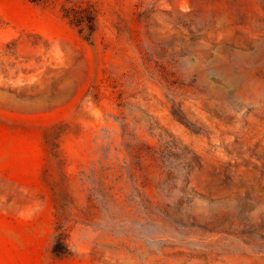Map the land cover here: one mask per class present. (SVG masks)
Returning <instances> with one entry per match:
<instances>
[{"label":"rangeland","instance_id":"rangeland-1","mask_svg":"<svg viewBox=\"0 0 264 264\" xmlns=\"http://www.w3.org/2000/svg\"><path fill=\"white\" fill-rule=\"evenodd\" d=\"M0 0V264H264V0Z\"/></svg>","mask_w":264,"mask_h":264},{"label":"trees","instance_id":"trees-1","mask_svg":"<svg viewBox=\"0 0 264 264\" xmlns=\"http://www.w3.org/2000/svg\"><path fill=\"white\" fill-rule=\"evenodd\" d=\"M37 3H47L59 6L63 14L75 25L83 26L89 24L93 16L88 0H30Z\"/></svg>","mask_w":264,"mask_h":264}]
</instances>
